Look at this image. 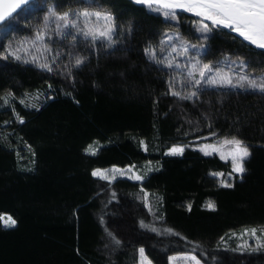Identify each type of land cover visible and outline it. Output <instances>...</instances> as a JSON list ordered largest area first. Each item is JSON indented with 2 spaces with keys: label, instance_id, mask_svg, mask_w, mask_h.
<instances>
[{
  "label": "trees",
  "instance_id": "16d2710c",
  "mask_svg": "<svg viewBox=\"0 0 264 264\" xmlns=\"http://www.w3.org/2000/svg\"><path fill=\"white\" fill-rule=\"evenodd\" d=\"M43 2L33 0L34 10L21 15L18 9L7 18L12 28L4 35L0 26V44L33 35ZM103 2L118 23L135 30L120 37L115 50H94L74 70V84L36 64L0 58V96L15 94L9 105L0 100V216L17 221L13 227L0 223V264H138L140 247L152 264H169V256L193 250L206 264H264V247L234 250L233 236L264 228V95L226 88H210L195 102L166 95L168 71H158L144 48L157 45L174 24L135 0ZM58 3L77 6L74 0ZM188 16L179 15L178 30L208 45L205 62L240 57L249 62L248 72L264 75V49L234 41L227 30L198 41L184 21ZM53 47L66 51L68 44ZM80 50L87 55L83 45ZM209 122L218 137L238 134L251 145L248 171L230 181L232 188L220 183L230 162L216 154L186 147L183 155H165L174 144L209 136ZM149 161L159 170L144 173L143 181L91 175L96 168ZM141 220L158 231L141 227Z\"/></svg>",
  "mask_w": 264,
  "mask_h": 264
},
{
  "label": "snow or ice",
  "instance_id": "6c2138e0",
  "mask_svg": "<svg viewBox=\"0 0 264 264\" xmlns=\"http://www.w3.org/2000/svg\"><path fill=\"white\" fill-rule=\"evenodd\" d=\"M74 2L77 4L76 7L62 8L58 0H44L43 6L46 10L41 23L34 27V34L15 43L0 44V58L36 64L44 71L71 79L74 84V70L78 71L85 66L94 50L97 54L100 48L115 50L119 38H126L135 30L132 24L125 28L123 22L118 23L117 15L105 7L103 0H74ZM135 3L146 5L151 11L162 14L165 22H176L173 28L162 33V38L157 45H149L144 48L146 57L157 66L158 71H168L166 95L170 94L181 101L192 100L193 102L210 88L238 89L243 92H259L264 95V75L257 76L248 72V61L240 57L232 60L231 57L225 56L223 61L208 60L205 62L203 56L208 52V45L192 43L178 30L180 25L177 11L192 14L189 23L191 30L199 33L196 37L198 41L210 40L213 34L227 30V34L232 36L234 41L242 39L249 48L255 46L258 49H264V0H135ZM35 7L37 5L33 3V0H0V26L5 29L4 35H7L12 28L11 21L7 18L11 17L17 9H22L21 15H23V13L34 10ZM64 42L68 44L66 51L60 47H53V45ZM81 45H83V52H86L87 55L82 54ZM193 52L195 55L192 54ZM64 57H67V63L63 62ZM180 57H184V60H180ZM48 87L51 89L52 85L49 84ZM12 99H15V94L11 92L0 96V100H3L5 105L11 104ZM20 103L25 104V100L21 99ZM25 106L27 107V104ZM12 111L17 120L24 123V117L16 111L14 105ZM208 127V135L217 137V142H204L196 147L206 156L218 153L221 160L230 162L231 171L227 173V178L222 179L220 183L224 187L232 188L234 185L230 181L236 178L237 174L242 180L243 175L248 171L246 163L251 156V145L240 138L238 134H225L218 137V133L212 130L211 122ZM197 139L207 141L208 137H197ZM141 144L147 151V144L143 141ZM192 146L191 144H174L167 149L165 155H183L185 148ZM148 163L150 164L151 161ZM154 170L159 169H148V171ZM117 173L120 176H128L134 181L145 179V175L136 171L134 164L127 165L123 169L113 165L111 171L93 169L91 175L111 182L116 179ZM212 175L224 177L225 173L214 172ZM147 195V192H144V196L147 197ZM112 198H115L114 192ZM147 206L151 212V204H147ZM207 207L214 208L215 205L209 202ZM188 208L191 210L190 204ZM0 220L5 227H13L17 223L11 216L0 217ZM101 220L103 222V218ZM140 225L141 227H150L154 232L158 231L154 224L148 225L144 220L140 221ZM105 230L108 231L107 228ZM164 231L172 233L173 229L168 228ZM244 233L256 238L257 243L253 250L264 247V238H262L264 237V228H246ZM108 235L116 245L121 243L114 233L109 231ZM105 246L107 247V245ZM245 248H251V245L245 242L234 250L242 252ZM194 251L177 253L169 256L168 260L170 264L179 259L193 262V264H206L202 257L194 254ZM138 252L139 264H152L144 247H140Z\"/></svg>",
  "mask_w": 264,
  "mask_h": 264
},
{
  "label": "rangeland",
  "instance_id": "374dc122",
  "mask_svg": "<svg viewBox=\"0 0 264 264\" xmlns=\"http://www.w3.org/2000/svg\"><path fill=\"white\" fill-rule=\"evenodd\" d=\"M148 8V7H147ZM149 9V8H148ZM150 10V9H149ZM151 11V10H150ZM178 11V13H179V15L181 14V13H183V12H181L180 10H177ZM152 12H155V11H152ZM155 13H157V12H155ZM158 14H160V13H158ZM185 14H187V15H189L188 17H185V19H184V21H185V23L189 26V28L191 29V25H190V23H189V20H190V18H191V15L192 14H188V13H185ZM160 15H162V14H160ZM171 23H173L174 25L176 24V22L175 21H170ZM194 32V31H193ZM197 35H199V33H196ZM233 67H235V65H233ZM206 137H208V139H207V141H203V140H200V139H195V140H191V141H189V142H186V143H179V144H183V145H188V144H191V145H193L191 148H194V149H196V150H198L199 151V148L198 147H196V145H199V144H201V143H204V142H207V143H214V142H217V137H211V136H206ZM171 147V146H170ZM94 145H91L90 147H89V150H94ZM168 149V148H167ZM167 149H166V151H167ZM166 151H165V153H166ZM201 152V151H200ZM202 153V152H201ZM213 154H216L217 156H219V154L218 153H213ZM220 157V156H219ZM136 166V165H135ZM118 167V166H117ZM118 168H121V169H123V168H125V167H118ZM149 168H152V163H146V164H144L143 166H140V167H137L136 166V171L138 172V173H140V174H144V173H146V172H148V169ZM96 169H107V170H109V171H111V169H112V166L111 167H108V168H96ZM117 177H127L128 178V176H120L119 175V173H117L116 174V178ZM99 178V177H98ZM9 215H7V214H3V215H1L0 217H3V218H7ZM0 223L2 224V225H4L3 224V222H2V220H0ZM5 226V225H4ZM243 234V235H242ZM260 233L258 232V235H259ZM234 237H236V239H237V246L238 245H241V244H244L245 242H247V244H249V245H251V248H255L256 247V243H257V241H256V238L255 237H252V236H250V235H248V234H246V233H244V230L243 231H241V232H239V233H237V234H234L233 235ZM262 238H264V237H262ZM246 249V248H245ZM177 254V253H176ZM176 254H173V255H176ZM173 255H171V256H173ZM139 260H140V256H139V259H138V264H139ZM169 264H170V262H169ZM172 264H193V262H190V261H185V260H183V259H179V260H177V261H174V262H172Z\"/></svg>",
  "mask_w": 264,
  "mask_h": 264
},
{
  "label": "water",
  "instance_id": "95a60500",
  "mask_svg": "<svg viewBox=\"0 0 264 264\" xmlns=\"http://www.w3.org/2000/svg\"><path fill=\"white\" fill-rule=\"evenodd\" d=\"M18 10V9H17Z\"/></svg>",
  "mask_w": 264,
  "mask_h": 264
}]
</instances>
